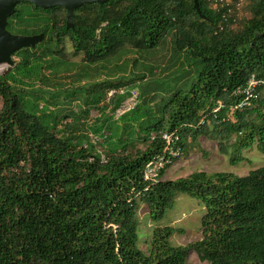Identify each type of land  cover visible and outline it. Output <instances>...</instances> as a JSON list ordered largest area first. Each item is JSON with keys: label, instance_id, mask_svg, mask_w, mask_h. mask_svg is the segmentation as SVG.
Returning <instances> with one entry per match:
<instances>
[{"label": "trees", "instance_id": "trees-1", "mask_svg": "<svg viewBox=\"0 0 264 264\" xmlns=\"http://www.w3.org/2000/svg\"><path fill=\"white\" fill-rule=\"evenodd\" d=\"M197 1L199 12L193 0L85 3L74 10L71 27L62 6L16 4L7 30L44 37L35 48L15 51L17 63L0 74V264H192L189 252L207 264H264V165L245 175L194 171L164 179L167 165L144 190L143 166L160 153L164 131L177 134L182 153L199 136L216 142L231 165L253 146L264 153V83L244 107H237L243 95L236 92L251 76L264 80V0H246L250 17L235 30L231 10L239 0ZM167 38L176 69L164 79L138 76L137 89L146 83L138 102L117 118L135 88L117 89L132 76L105 80L103 97L88 98L81 109L71 105L76 87L57 81L62 72L74 82L90 78L89 65L155 52ZM66 39L84 67L48 79L53 105L41 113L38 104L29 106L26 86L56 60L72 61ZM173 79L176 87L161 85ZM62 100L70 106L59 107ZM92 109L99 116L91 125ZM90 134L101 139L104 154ZM181 194L205 207L201 238L185 246L173 245L177 229L162 224ZM141 208L153 223L146 250L139 244Z\"/></svg>", "mask_w": 264, "mask_h": 264}, {"label": "rangeland", "instance_id": "rangeland-1", "mask_svg": "<svg viewBox=\"0 0 264 264\" xmlns=\"http://www.w3.org/2000/svg\"><path fill=\"white\" fill-rule=\"evenodd\" d=\"M246 5V0H239L234 4V7L231 10V16L233 17L231 29H237L241 20H245L250 17V12L248 11ZM63 46V50L66 51L69 59L72 61L63 59L56 60L55 64H51L49 68L47 67V71L43 77L35 81L31 80L30 84L26 86L29 106L34 108L35 105L38 104V111L41 113L50 112L48 107L53 105V101L50 99V96H53L55 91L48 86V79L52 80L53 76L57 74V71H66L68 69L72 71H79L84 67L82 55L72 54L73 50L67 39L65 40ZM171 46L172 44L170 38H167L164 46L155 52L153 50L140 51L138 53L130 51L121 54L119 57H112L109 60L102 62L99 64L98 68H95L96 66L89 65L88 73L91 75L90 78L74 82V77H65V73L62 72L61 75L63 76H61L57 81L63 82V85H65L63 86L64 88L69 86L70 91L76 87L77 92L72 93L74 94L72 96L74 101L71 105L72 107L75 106L77 109H81L83 108L82 102L85 100L87 101L88 98H91L92 96L99 98L103 97L106 84H108L105 80L118 81L121 77L130 81L133 77L132 79L134 81L131 84L121 86L117 89L118 92L124 93L129 88L137 89L136 85L140 80L138 77L140 75H145L147 78L156 77L159 79H164L167 76H170L172 71L176 69V67L173 66L169 60L172 50ZM133 59H136L135 65L133 64ZM17 61L18 58L12 54L11 63L6 61L0 62V74H3L11 69ZM125 66H127L126 70H124ZM94 81L99 82L95 84ZM157 83L158 82H155V84ZM145 85L146 83L142 82L138 89L142 90ZM161 85L172 88V86H177V82L175 79L170 80L169 82L166 80L164 83H161ZM56 86L58 87V85ZM163 98L166 99L168 97L163 95ZM108 99L109 97L107 96V102ZM66 101L67 100H62L59 107L64 109L68 108L70 104ZM43 105L44 107L40 108ZM98 116L99 113L96 109L90 110V114L87 117V123L90 124V122H92V125L93 120ZM85 131L88 132L89 130L86 129ZM103 131V133L107 135L110 133L109 130L106 129ZM96 137V149L104 154L105 148L103 147V142H101V139L98 136ZM139 146L141 145L139 144ZM243 154L245 156L243 161L236 165H231L229 163V156L218 151L216 142L211 141L204 136H199L196 142H193L191 147H189L186 152L182 153L178 160L165 169L163 178L177 179L185 177L194 171H204L206 173L225 171L236 175H245L250 170L264 165V153L259 151L255 146L244 150ZM204 210L205 207L201 205L198 200L191 198L186 194H181L177 197L174 208L168 212L167 217L162 223L172 225L177 229V231L170 237L173 245L185 246L201 238L202 233L200 221ZM145 212L144 208L139 210V244L143 250L147 249L145 239L150 234L151 228L153 227V223L147 218V214ZM188 260L192 264H207V262L199 260L194 252H189Z\"/></svg>", "mask_w": 264, "mask_h": 264}, {"label": "built area", "instance_id": "built-area-1", "mask_svg": "<svg viewBox=\"0 0 264 264\" xmlns=\"http://www.w3.org/2000/svg\"><path fill=\"white\" fill-rule=\"evenodd\" d=\"M261 83H264V80H259L254 76H251L246 85L236 91L243 95L237 107H244L249 105L251 99L256 97V86ZM114 92V90H110L108 93V97L112 96ZM138 97V90L131 89L120 107L114 112V117L117 118L125 111L133 108L138 102ZM89 136L90 142L96 144L97 137L92 134H90ZM161 138L164 144L160 153L146 161L142 169V177L145 183L144 190L148 189L150 186L156 184L159 180H161V171L164 170L167 165H171L174 158H177L178 160L182 155L181 147L179 145V137L174 131L162 132ZM88 160H91V157H89ZM100 160L101 162L106 161L104 155H101ZM137 194L138 193L136 192V195Z\"/></svg>", "mask_w": 264, "mask_h": 264}, {"label": "water", "instance_id": "water-1", "mask_svg": "<svg viewBox=\"0 0 264 264\" xmlns=\"http://www.w3.org/2000/svg\"><path fill=\"white\" fill-rule=\"evenodd\" d=\"M31 2L37 7L50 8L62 6L66 10L67 27L72 26L73 12L85 3L103 4L108 0H0V62L11 63V55L20 48L35 47L40 42L44 34L19 35L13 34L6 28L7 19L13 13L18 2ZM194 7L199 12L198 1L193 0Z\"/></svg>", "mask_w": 264, "mask_h": 264}]
</instances>
